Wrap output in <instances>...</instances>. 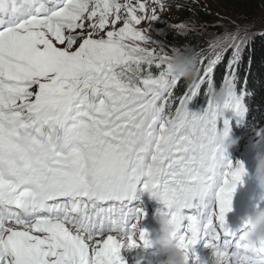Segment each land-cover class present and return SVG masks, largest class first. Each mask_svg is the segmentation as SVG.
<instances>
[{"label": "snow or ice", "instance_id": "6c2138e0", "mask_svg": "<svg viewBox=\"0 0 264 264\" xmlns=\"http://www.w3.org/2000/svg\"><path fill=\"white\" fill-rule=\"evenodd\" d=\"M165 7L0 0V264H124L122 247L150 246L145 213L130 207L145 192L161 205L156 215L179 225L185 250L200 239L218 264H264V247L248 248L226 225L246 169L217 146L230 130L225 113L264 141V126L249 127L247 74L239 78L264 30L214 37L176 98L168 50L138 27ZM226 56L219 89L230 92L216 109ZM202 89L206 107L189 111Z\"/></svg>", "mask_w": 264, "mask_h": 264}, {"label": "rangeland", "instance_id": "374dc122", "mask_svg": "<svg viewBox=\"0 0 264 264\" xmlns=\"http://www.w3.org/2000/svg\"><path fill=\"white\" fill-rule=\"evenodd\" d=\"M132 2L135 3L136 0H132ZM147 2L151 6V0H147ZM187 2L189 3L190 8H192L190 9L192 13L196 12L193 10V7H195L208 15V20L199 21L195 17L194 19L190 17L181 19L176 12V10H178L177 5L172 0H165L166 7L163 10H158L159 18L154 21H150L149 23L145 20L138 27L141 29L147 28V38L150 41H154L156 44H159L158 38H161L167 29H173L183 33H193V35L197 38V41L196 44H193L190 47H193L197 51L204 50L205 54L207 52L209 42H211L213 38L218 35H222L226 32H236L238 29L244 30L245 28L253 33L264 30V11L251 10L247 14L232 13L223 10L217 0H187ZM181 24L185 25L184 29L177 27ZM120 26L121 23L118 22L116 28ZM259 40L260 39H257L255 42ZM149 47H156V45H150ZM202 104L203 102L200 103V108H202ZM192 112H197L196 104L193 105ZM225 117H231V113H225ZM260 152H264V141H260L259 143H241L237 147L233 163L236 161H240L243 164L256 162V156ZM241 179L242 183H238L236 185V189L233 193L238 198L239 202H241L249 193L258 190L252 178V172L248 175L242 176ZM138 196V199H133L130 207L140 208L145 213L144 218L140 221V227L143 229L145 226L155 227L154 217L151 214V208L154 206V203L145 195L138 193ZM238 201L236 202L237 204H239ZM142 204H144V208H142ZM243 226L244 224H241L238 227H232L230 229L234 231L238 230L237 235H239V230L242 229ZM189 256H191V252ZM146 264H158V262L149 261Z\"/></svg>", "mask_w": 264, "mask_h": 264}, {"label": "clouds", "instance_id": "9594fccd", "mask_svg": "<svg viewBox=\"0 0 264 264\" xmlns=\"http://www.w3.org/2000/svg\"><path fill=\"white\" fill-rule=\"evenodd\" d=\"M169 70L179 79L196 80L199 64L198 51L193 47H173L166 53ZM228 87L215 90L211 93V104L216 109L223 108L225 99L229 95ZM239 137L233 138L228 134L222 136L218 147L227 152L235 147ZM252 178L256 187L260 190L261 199H264V152L257 154L255 168ZM158 229L151 244L157 246V255L162 257L158 264H187L186 256L190 255L188 250L181 247L180 227L167 216L156 215ZM246 223L240 229L239 239L248 248L264 247V207H254ZM202 264H218L217 259L211 254Z\"/></svg>", "mask_w": 264, "mask_h": 264}, {"label": "trees", "instance_id": "16d2710c", "mask_svg": "<svg viewBox=\"0 0 264 264\" xmlns=\"http://www.w3.org/2000/svg\"><path fill=\"white\" fill-rule=\"evenodd\" d=\"M172 1L177 5L178 10H176V12L181 19H185L187 17L194 19L195 17L199 21L208 20V15L195 7H193V10L196 12L192 13L190 10L192 8H190L187 0ZM217 2L223 10L232 13L247 14L251 10L264 11V0H217ZM158 40V45L163 47L165 50L170 51L173 47L192 46L193 44H196L197 38L190 32L183 33L177 30L167 29L165 30L164 35L161 38H158ZM249 57H251L250 60L248 59ZM226 61L227 57H225V61L215 70L216 90H219L220 88ZM244 61L245 62L241 63L239 68V78L242 82L247 74L246 89L251 93V95L246 98V103L250 108L248 115L250 122L249 127L251 128L254 123H260L264 126V41L259 40L255 42L251 49L245 52ZM152 71L156 73L158 70L153 67ZM192 82V79H180L179 84L174 91V96L176 98L182 96ZM239 87L240 83H238V88ZM198 96L199 101L202 100L204 104L207 103V97L203 94V89ZM253 118H255V120H253ZM233 136L235 138L239 137V140H256L254 133L248 130L245 126L234 128Z\"/></svg>", "mask_w": 264, "mask_h": 264}, {"label": "bare ground", "instance_id": "6f19581e", "mask_svg": "<svg viewBox=\"0 0 264 264\" xmlns=\"http://www.w3.org/2000/svg\"><path fill=\"white\" fill-rule=\"evenodd\" d=\"M120 2L124 3L125 0H120ZM244 175H248V172H245ZM260 197V190H255L252 194L248 195L244 202L241 204H237L234 198L232 197L231 211L228 212L225 216V222L227 227L235 228L240 226L241 224H244L246 218L251 215L254 207H264V199H261ZM154 205L157 209L161 207V205L155 199ZM144 207V204H142V208ZM155 216L156 214L153 215L154 220H156ZM153 237L154 235H148V239L150 242ZM204 243L205 242L203 240L198 239L191 249V252H197V256H199L202 261L206 260L210 255V250L204 247ZM119 254L124 264H146L149 261L158 262L159 259H162V257H159L157 255V246L152 245L151 243L150 246L147 248L137 247L129 249L127 247H122L120 249ZM192 262L193 260L191 259V256H189L187 264H192Z\"/></svg>", "mask_w": 264, "mask_h": 264}]
</instances>
